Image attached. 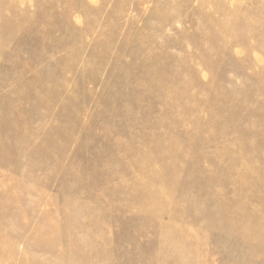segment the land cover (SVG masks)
Returning <instances> with one entry per match:
<instances>
[{
    "label": "rangeland",
    "instance_id": "rangeland-1",
    "mask_svg": "<svg viewBox=\"0 0 264 264\" xmlns=\"http://www.w3.org/2000/svg\"><path fill=\"white\" fill-rule=\"evenodd\" d=\"M0 264H264V0H0Z\"/></svg>",
    "mask_w": 264,
    "mask_h": 264
}]
</instances>
